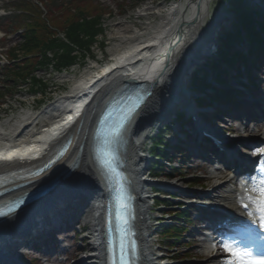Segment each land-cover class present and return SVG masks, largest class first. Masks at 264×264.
Segmentation results:
<instances>
[{
  "label": "bare ground",
  "instance_id": "bare-ground-1",
  "mask_svg": "<svg viewBox=\"0 0 264 264\" xmlns=\"http://www.w3.org/2000/svg\"><path fill=\"white\" fill-rule=\"evenodd\" d=\"M210 1L183 0L179 8L176 7L175 11L167 15L165 22L163 20L159 22L161 25H148L142 34L127 31L130 40L115 50V64L95 72L82 84V89L89 87L87 90V96L90 97L89 103L85 105L84 102L79 101L75 105L72 103L76 101L66 100L53 106L59 110L76 108V111L81 112L75 127L69 131L72 135V146H75L71 162L77 157V147L84 145L80 157V166L67 179L61 178L57 187L40 204L17 214L3 224V232L8 237L5 240L0 237V264H14V260L11 259V252L24 250L28 247L29 243L26 240L34 226L41 223L43 228L39 235L44 236L53 228V224L49 223L53 218L55 219L58 215L73 213L78 203L100 199L99 196L103 191L102 182L88 158L89 123L104 98L119 85L121 78L118 75L134 59H137V62L141 61L139 68L134 71L136 73L134 76L142 79L144 76L147 77L153 73L157 74L156 80L158 79V82H164L162 86L156 87L153 97L148 100L147 105L139 113L135 124L130 128V142L128 150L123 156L128 176L132 182L131 186L139 199L140 213L137 227L140 230L139 235L143 244L142 264H156L155 251L150 241L153 235V227L150 224L148 200L151 197L148 196V191L145 189L147 183L143 179L149 160L140 154L143 151L140 143L146 140L148 134L158 130L163 123L172 120L176 110L181 108L183 104L192 107V97L188 90L190 75L199 63L207 60L214 51L220 32L231 22L230 15L225 11L211 9ZM172 8L169 7V9ZM150 10L151 8L146 9V11ZM212 13L214 16L210 20ZM215 18L221 22L216 21L218 23H215ZM181 22L186 25H184L181 34L178 35L177 27ZM143 35L148 38L145 44H143L144 42L139 43ZM164 52L165 54H163ZM163 65H167L169 68L163 70ZM74 92L79 91L75 90ZM242 101H246L245 98ZM254 135L256 133H252V136ZM41 148L43 145H37V149ZM31 149L32 147H26L17 151L21 155H27ZM65 163V161L57 163L56 166L59 169L43 175L39 179V183L44 181L42 179L44 176L51 173L49 175V177L51 176L50 180H54L69 166L68 163L66 165ZM12 164V162L0 163V168ZM244 165H246L245 162L242 163V166ZM62 166L64 167L61 168ZM213 179L210 177L209 180L213 181ZM226 182L215 188L217 190L225 188L229 184ZM141 216H143L142 220ZM94 252L91 251V254ZM207 259L212 261L210 255L207 256Z\"/></svg>",
  "mask_w": 264,
  "mask_h": 264
},
{
  "label": "trees",
  "instance_id": "trees-1",
  "mask_svg": "<svg viewBox=\"0 0 264 264\" xmlns=\"http://www.w3.org/2000/svg\"><path fill=\"white\" fill-rule=\"evenodd\" d=\"M48 11V18L55 30L50 29L41 18L42 12L30 0L24 1V4L18 6L16 10L21 11L20 15L14 17L17 23L15 31L24 30L21 36L22 43L19 50L24 52L25 56L39 55L42 56V66L58 65L64 66L74 62L78 55H73L77 49L79 56H84L90 51V46L96 40V35L102 32L100 27L101 14L92 13L89 9L92 0H40ZM10 20V19H9ZM239 21L243 22L247 30H254L251 21L242 12ZM57 32H63L69 40V44L62 41ZM231 35L226 36L229 38ZM226 39L223 40L225 43ZM226 45V44H225ZM16 58V55L14 56ZM32 63L25 67L11 66L8 70L11 74L24 77L23 72L31 66ZM26 68V69H24ZM203 82L198 77L197 84ZM7 83L17 84V81L11 79Z\"/></svg>",
  "mask_w": 264,
  "mask_h": 264
},
{
  "label": "rangeland",
  "instance_id": "rangeland-1",
  "mask_svg": "<svg viewBox=\"0 0 264 264\" xmlns=\"http://www.w3.org/2000/svg\"><path fill=\"white\" fill-rule=\"evenodd\" d=\"M96 2H99V3H102V4H104L105 5V7H107V8H110L112 11H113V16H114V19H112V20H110V21H108L107 23H106V25H107V27H108V29H107V33H106V35L103 37V39L105 40L106 38H107V36H109L110 35V33L111 32H113V31H115L116 29H115V27H114V24L115 23H119V22H123L125 19H129L130 17H132V12H133V9H132V7H133V5H134V3L136 2V0H125V4H124V8L125 9H127V12H126V14H125V17H123V16H119V12H120V8H119V4H121V3H123V0H95ZM151 1H153V0H146L145 1V3H150ZM162 2H167V0H161ZM7 5V3H6V1L5 0H0V7H4V6H6ZM141 6V5H140ZM216 9H218V10H221V11H223V10H226V13H228L229 15H230V19H231V22L226 26V28H227V32H231L233 29H234V25H235V17H234V12H235V10H233L234 8H233V6H232V4L230 3V1L229 0H226V2L225 1H222V0H220V3L217 5V7H216ZM123 10V9H122ZM123 29H127L128 28V26H125V27H122ZM226 30V29H225ZM225 30H222L221 32H220V34H219V36H218V38H217V40H216V46H215V49H214V51L210 54V57H209V59L206 61V62H204L203 64L201 63L200 64V67H198V68H195L193 71H192V73H191V75H190V83H189V91H190V93L193 95V92H192V79H193V77H194V74L196 73V72H198V71H200V70H206V73L209 71L208 69H206L205 68V64L206 63H212V62H215L216 61V53H217V51H218V48L220 47V44H221V39H222V36H223V34H224V32H225ZM1 35V34H0ZM9 40H10V43H8L7 44V42H6V40L5 41H2L1 42V45L2 46H4V47H6L4 50H6L7 49V47H10V46H12V45H14L17 41H18V37H16V36H12V37H10L9 38ZM52 71H48V72H40L39 74H38V76L39 77H43L44 79H46L47 81H49V84L51 83V81H57V76L56 75H58V74H51V78H52V80H49V79H47L48 77L46 76V74L47 73H51ZM60 76V78H63L64 77V75H59ZM0 78H1V76H0ZM23 91H27V90H23ZM56 97V96H55ZM8 101L9 100H7V102L6 103H8ZM52 103H54V101H53V99H50V100H46V103H45V106L44 107H42L41 109L44 111V110H46V109H48V107L52 104ZM241 127H239V125H238V127H234V130L236 131V132H238V130L240 129ZM147 150H149V149H147ZM150 157V156H149ZM152 158L150 157V160H151ZM178 165H180V164H178ZM210 166V165H209ZM187 168H188V166H186V168H185V170H183V174L184 173H186V171H187ZM150 171L151 170H147L146 172H145V174H144V178H147L148 177V175L150 174ZM197 176H200L201 178H205L206 177V174H198ZM194 176H192V175H189V174H187L183 179H184V181L183 180H180L179 182H182V183H178L179 184V187H185V184H187V183H189L191 180H192V178H193ZM223 182H216V180H214V182L213 183H211V184H208L206 181H205V187H206V190L205 191H207V192H212L213 191V188L214 187H217L218 185H221ZM231 185L230 186H227L225 189H222V190H219L217 193H215L213 196H215V199L216 200H219L220 199V197L221 196H227L228 195V191L231 189ZM147 191H148V196H152L151 195V193H150V186H148V187H146L145 188ZM157 195V194H156ZM159 198H160V200H162L163 201V204H164V206L163 207H159V209H157V210H153L152 209V204H153V199L152 200H149L148 201V205H150V209H149V214H151L150 215V217H156V218H160L161 216H162V213H161V211L162 210H169V211H171V210H176V208L177 207H175V206H171V204H169V203H172V201H171V199H170V196H160V195H157ZM172 197V196H171ZM228 202L229 201H225V203L226 204H228ZM166 205V206H165ZM162 221H164L163 223H160V224H166V225H168V224H173V222H175L173 219H171V218H169V217H166V219H164V220H162ZM159 223V221H152L151 220V225H153L154 226V235L150 238V241H152L151 242V245H152V247H153V249L155 250V253H156V255L158 256V255H166L167 253H166V248H165V243H164V241L161 239V237L159 238L158 237V233L160 232V229L158 228V226H157V224ZM157 232V233H156ZM190 232H192L191 234H193L194 232H193V230H189V232L188 233H186L185 235H184V242L185 241H187V239H186V236H189V234H190ZM189 239V238H188ZM196 241H195V243H196V245L195 246H193V247H191L187 252H185V254L187 253V255H188V257L189 256H199V255H202L203 253H204V249H202V247H203V244H204V242H203V240H202V238L200 237V236H198L197 238H194ZM162 248V249H161ZM179 249L180 250H184L185 249V247H184V245H181L180 247H179ZM161 250V251H160ZM212 254V253H211ZM215 254V253H214ZM173 255H177V251H174V250H172L169 254H168V256L169 257H171L172 258V256ZM184 256H186V255H184ZM206 260V259H205ZM216 262H218V258H216V259H214ZM205 261L203 260V262L201 261V262H198V261H193V263H195V264H203ZM171 264H182V263H171Z\"/></svg>",
  "mask_w": 264,
  "mask_h": 264
},
{
  "label": "snow or ice",
  "instance_id": "snow-or-ice-1",
  "mask_svg": "<svg viewBox=\"0 0 264 264\" xmlns=\"http://www.w3.org/2000/svg\"><path fill=\"white\" fill-rule=\"evenodd\" d=\"M261 187H262V189H264V183H262ZM248 199L251 200V197H249ZM252 203L257 205V212L260 215L262 225H264V191H262V193H261V200L260 201H252ZM241 206L245 209L248 208V204L243 203V201H241ZM249 215H253V213L250 212ZM221 243H222V247H223L224 251L231 253V255L236 258V259L226 261L225 264H237L238 259H240L242 257H250L251 256V253H249L247 251L239 252V251L235 250L234 246L229 244V243H226V242H221Z\"/></svg>",
  "mask_w": 264,
  "mask_h": 264
},
{
  "label": "water",
  "instance_id": "water-1",
  "mask_svg": "<svg viewBox=\"0 0 264 264\" xmlns=\"http://www.w3.org/2000/svg\"><path fill=\"white\" fill-rule=\"evenodd\" d=\"M154 84L152 83V84H146V87H152ZM123 141L121 140V143H122ZM120 147H121V145H120Z\"/></svg>",
  "mask_w": 264,
  "mask_h": 264
}]
</instances>
